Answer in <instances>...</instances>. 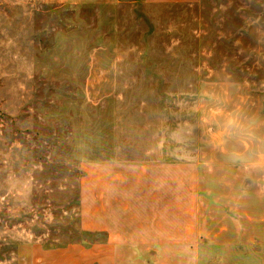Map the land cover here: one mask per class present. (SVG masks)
<instances>
[{
	"label": "rangeland",
	"instance_id": "1",
	"mask_svg": "<svg viewBox=\"0 0 264 264\" xmlns=\"http://www.w3.org/2000/svg\"><path fill=\"white\" fill-rule=\"evenodd\" d=\"M150 162L173 244L120 264H264V0H0V264L84 238L101 177Z\"/></svg>",
	"mask_w": 264,
	"mask_h": 264
},
{
	"label": "crops",
	"instance_id": "2",
	"mask_svg": "<svg viewBox=\"0 0 264 264\" xmlns=\"http://www.w3.org/2000/svg\"><path fill=\"white\" fill-rule=\"evenodd\" d=\"M148 1L192 3L196 0ZM171 164L150 162L133 166L126 176L118 173L101 177V193L86 197L82 204L84 238L51 246L35 243L29 264H120L123 250L172 246L174 174ZM187 175L178 176L180 191L186 198L190 190ZM184 230L187 234L189 227L185 226Z\"/></svg>",
	"mask_w": 264,
	"mask_h": 264
}]
</instances>
